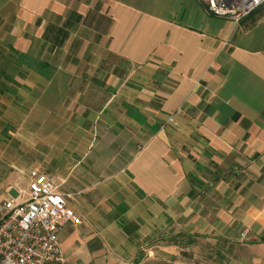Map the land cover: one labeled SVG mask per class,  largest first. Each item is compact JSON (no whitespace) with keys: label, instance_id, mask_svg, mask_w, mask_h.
Segmentation results:
<instances>
[{"label":"crops","instance_id":"crops-1","mask_svg":"<svg viewBox=\"0 0 264 264\" xmlns=\"http://www.w3.org/2000/svg\"><path fill=\"white\" fill-rule=\"evenodd\" d=\"M0 102L2 164L52 174L81 217L69 264L264 252V4L234 22L199 0H0Z\"/></svg>","mask_w":264,"mask_h":264},{"label":"built area","instance_id":"built-area-1","mask_svg":"<svg viewBox=\"0 0 264 264\" xmlns=\"http://www.w3.org/2000/svg\"><path fill=\"white\" fill-rule=\"evenodd\" d=\"M199 2L211 14L234 22L264 4V0ZM67 223L79 225L81 217L52 174L33 168L13 183L0 179V264H69L60 242Z\"/></svg>","mask_w":264,"mask_h":264},{"label":"rangeland","instance_id":"rangeland-1","mask_svg":"<svg viewBox=\"0 0 264 264\" xmlns=\"http://www.w3.org/2000/svg\"><path fill=\"white\" fill-rule=\"evenodd\" d=\"M2 106L4 103L0 102V108ZM7 116L0 112V179L5 183H13L26 171L19 166L10 168L2 164L5 156L10 160L15 153L11 150V147L14 146L12 128L9 125L3 128L6 125ZM11 192L15 194L13 189ZM179 250L180 254L176 262L175 260L173 262L163 261L162 264H264V252L259 251L258 255L253 252L251 255L245 250L241 252L240 247L234 243L224 246L219 245L217 241L198 238L188 245H180Z\"/></svg>","mask_w":264,"mask_h":264},{"label":"trees","instance_id":"trees-1","mask_svg":"<svg viewBox=\"0 0 264 264\" xmlns=\"http://www.w3.org/2000/svg\"><path fill=\"white\" fill-rule=\"evenodd\" d=\"M243 21V20H242ZM262 242H264V237L261 239Z\"/></svg>","mask_w":264,"mask_h":264}]
</instances>
